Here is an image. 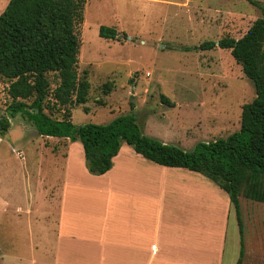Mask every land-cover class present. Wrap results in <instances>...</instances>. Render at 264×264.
Returning a JSON list of instances; mask_svg holds the SVG:
<instances>
[{"label":"rangeland","instance_id":"1","mask_svg":"<svg viewBox=\"0 0 264 264\" xmlns=\"http://www.w3.org/2000/svg\"><path fill=\"white\" fill-rule=\"evenodd\" d=\"M8 1L0 0V14ZM263 6L264 0H83L77 73L89 93L85 104L69 107L72 123L106 124L133 114L145 136L186 152L238 131L254 85L230 50L199 46L241 38ZM100 26L114 28L120 39L100 38ZM7 86L0 77V117L10 103ZM161 95L174 106L161 103ZM9 122L0 136V264H31L32 258L40 264L41 221L34 215L26 224L19 198L40 193L42 179L56 181V150L72 154L84 171L83 150L79 142L39 136L19 115Z\"/></svg>","mask_w":264,"mask_h":264},{"label":"trees","instance_id":"2","mask_svg":"<svg viewBox=\"0 0 264 264\" xmlns=\"http://www.w3.org/2000/svg\"><path fill=\"white\" fill-rule=\"evenodd\" d=\"M82 7L83 0H9L1 12L0 77L8 81L10 103L6 116L0 117V136L9 130V119L19 115L39 136L79 142L85 168L93 176L110 170L123 144L160 166L199 173L226 192L242 234L238 197L264 202V6L241 38H223L218 45L206 41L199 46L201 50L215 46L230 50L253 83L255 98L242 106L238 131L198 143L190 152L145 136L133 114L106 124L72 123L69 107L85 104L89 93L88 81L77 73L80 42L76 26L82 20ZM98 35L120 39L119 33L107 26H100ZM160 100L174 106L163 95ZM129 106L132 111L134 104ZM58 111L61 119L53 117ZM242 254L241 248L236 264H241Z\"/></svg>","mask_w":264,"mask_h":264},{"label":"crops","instance_id":"3","mask_svg":"<svg viewBox=\"0 0 264 264\" xmlns=\"http://www.w3.org/2000/svg\"><path fill=\"white\" fill-rule=\"evenodd\" d=\"M55 152L56 181L19 198L26 224L41 221L40 264H236L241 248V264H264V202L238 197L240 234L226 192L199 173L123 144L110 170L93 176L65 149Z\"/></svg>","mask_w":264,"mask_h":264},{"label":"water","instance_id":"4","mask_svg":"<svg viewBox=\"0 0 264 264\" xmlns=\"http://www.w3.org/2000/svg\"><path fill=\"white\" fill-rule=\"evenodd\" d=\"M216 45H218V42L216 43Z\"/></svg>","mask_w":264,"mask_h":264}]
</instances>
